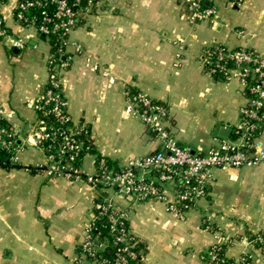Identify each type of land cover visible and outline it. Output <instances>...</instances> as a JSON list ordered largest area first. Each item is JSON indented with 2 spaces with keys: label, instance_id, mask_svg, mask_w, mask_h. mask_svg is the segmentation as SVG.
<instances>
[{
  "label": "crops",
  "instance_id": "1",
  "mask_svg": "<svg viewBox=\"0 0 264 264\" xmlns=\"http://www.w3.org/2000/svg\"><path fill=\"white\" fill-rule=\"evenodd\" d=\"M15 2L3 6L6 25L27 42L18 48L0 39V105L11 112L20 146L18 161L0 166V264H94L84 259L81 246L95 204L104 197L127 213L140 250L134 264H205L209 248L226 242L224 254L234 262L248 257L251 264H264V246L251 239L264 235V162L214 169L210 193L184 218L162 201L96 190L33 169L46 161L33 141L39 121L34 102L49 79L51 45L17 23ZM216 6V25L193 24L185 0H103L70 32L86 51L61 76L67 110L89 146L81 157L84 170L95 171L102 162L118 169L161 148L129 111L126 89L165 105L168 126L184 146L206 151L232 139L247 94L238 79L214 78L204 51L221 43L264 54V0L239 6L217 0ZM221 127L231 130L229 137L220 135ZM259 139L264 147V130Z\"/></svg>",
  "mask_w": 264,
  "mask_h": 264
},
{
  "label": "built area",
  "instance_id": "2",
  "mask_svg": "<svg viewBox=\"0 0 264 264\" xmlns=\"http://www.w3.org/2000/svg\"><path fill=\"white\" fill-rule=\"evenodd\" d=\"M8 1L0 0V39L9 41L13 47L24 48L27 38L16 36L6 25L3 6ZM102 1L15 2L13 16L17 23L23 28L35 29L39 35L44 34L49 42L53 36L57 41L56 49L50 50L47 59L48 82L34 102V107L36 110L44 109L45 115L55 117L59 125L41 124L38 121L33 141L45 153L46 161L33 169L48 177H65L88 183L96 190L114 189L121 195L140 200L162 201L171 213L184 218L196 202L210 193L215 180L214 169L254 167L264 162V147L259 141L264 130V54L252 48H230L221 43H214L204 51L207 71L213 77L221 71L225 80L238 79L245 88L247 97L240 107V122L234 129L236 137L224 139L206 151L184 146L168 126L169 112L165 105L154 101L143 91L126 89L124 95L129 111L142 120L160 141L161 148L148 155L133 157L118 169L102 162L95 171L88 172L80 163H76L89 146L79 136L84 128L73 122L67 110L61 76L74 56L86 52L81 43L71 41L70 32L83 18L99 10ZM185 1L191 23H218L217 0ZM226 1L237 6L242 3V0ZM34 10H39L40 20L32 14ZM229 58L233 59L234 65L226 63ZM10 115L11 112L0 105V149L11 153V161H18L20 146L9 123ZM95 208L96 215L88 223L81 246L84 259L94 264H133L140 250L128 226L127 213L120 211L108 197L100 199ZM101 218H105L109 230L114 234L111 242L100 239L102 232L97 220ZM109 244L114 251L112 258L104 253ZM227 245L226 242L210 247L204 258L205 264H217ZM232 264H251V261L243 257L240 262Z\"/></svg>",
  "mask_w": 264,
  "mask_h": 264
},
{
  "label": "trees",
  "instance_id": "3",
  "mask_svg": "<svg viewBox=\"0 0 264 264\" xmlns=\"http://www.w3.org/2000/svg\"><path fill=\"white\" fill-rule=\"evenodd\" d=\"M32 14L37 17V20L41 19L39 10H34L32 12ZM40 36L45 37L44 34H40ZM50 45H51V50L54 51L57 47V41H56L55 36H53L51 38ZM236 48H239V47H236ZM211 50H213V48ZM226 63L228 65H234L235 64L233 59H230V58L227 59ZM214 78L219 79V80H225V76H224L223 72H221V71H218L217 73H215ZM37 113L39 116V120L41 121V124H52L55 126L59 125V122L56 120L55 117L45 115L44 109H38ZM79 136L82 137V134H80ZM234 137H236V134L233 132L232 138H234ZM16 143L19 144L18 141ZM86 151H89V149ZM10 155H11V153L9 151H7L5 149H0V166H10L12 164V161L10 160ZM82 155L80 156V159L78 161H76V163L81 164ZM105 163L108 164L107 162H105ZM97 223H98L99 229L102 232L100 239H104V240L107 239L108 242H111L112 238L114 237V234L109 230L108 222L105 220V218H101V219L97 220ZM211 228H213V227H211ZM251 236H252L251 237L252 241H254L256 245L264 246V235L263 234L259 233V234L251 235ZM104 253L106 254V256L112 258L113 254H114V251L112 249V245L109 244L108 248L106 249V251ZM137 261L138 260L134 261L133 264L136 263ZM232 263H234V260L226 257L225 254H223V253L220 254V259L217 261V264H232Z\"/></svg>",
  "mask_w": 264,
  "mask_h": 264
},
{
  "label": "water",
  "instance_id": "4",
  "mask_svg": "<svg viewBox=\"0 0 264 264\" xmlns=\"http://www.w3.org/2000/svg\"><path fill=\"white\" fill-rule=\"evenodd\" d=\"M85 3H82V5H84ZM230 132L231 130L229 128L226 127H221L220 129V135L223 137H229L230 136ZM55 160H58L57 158Z\"/></svg>",
  "mask_w": 264,
  "mask_h": 264
}]
</instances>
